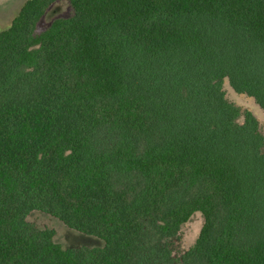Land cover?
I'll return each instance as SVG.
<instances>
[{"label":"trees","instance_id":"obj_1","mask_svg":"<svg viewBox=\"0 0 264 264\" xmlns=\"http://www.w3.org/2000/svg\"><path fill=\"white\" fill-rule=\"evenodd\" d=\"M55 1L0 29V264H264V134L222 87L264 111V0H69L37 34Z\"/></svg>","mask_w":264,"mask_h":264},{"label":"rangeland","instance_id":"obj_2","mask_svg":"<svg viewBox=\"0 0 264 264\" xmlns=\"http://www.w3.org/2000/svg\"><path fill=\"white\" fill-rule=\"evenodd\" d=\"M25 2L26 0H0V29H7L12 24L13 19ZM72 12L69 0H56L39 21L36 33L39 34L46 30L54 19L68 17ZM222 87L227 100L240 109L241 115L238 117V121L240 123L244 121V111H251L258 120L260 131L264 134V111L255 99L246 94L236 92L227 78L223 80ZM27 220L38 228L53 229L55 231L54 241L63 248L81 246L102 247L105 244L102 238L70 228L58 218L40 210H32L28 214ZM203 224V214L197 211L181 226L178 236L174 240V255L176 257L180 256L195 243Z\"/></svg>","mask_w":264,"mask_h":264}]
</instances>
